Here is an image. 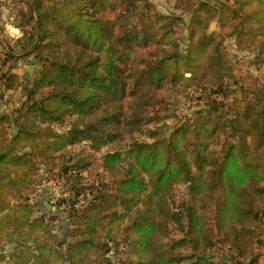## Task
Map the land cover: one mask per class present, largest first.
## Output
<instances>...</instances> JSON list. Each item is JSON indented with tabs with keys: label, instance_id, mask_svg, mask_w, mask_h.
Here are the masks:
<instances>
[{
	"label": "trees",
	"instance_id": "obj_1",
	"mask_svg": "<svg viewBox=\"0 0 264 264\" xmlns=\"http://www.w3.org/2000/svg\"><path fill=\"white\" fill-rule=\"evenodd\" d=\"M1 6L20 34L8 43L0 11V100L25 99L0 106V264H259L264 82H233L231 102L223 43H257L264 0H175L165 13L149 0ZM29 56L38 68L23 81L13 69ZM175 87L195 107L167 130L153 111ZM40 165L64 186L59 231L33 202Z\"/></svg>",
	"mask_w": 264,
	"mask_h": 264
},
{
	"label": "rangeland",
	"instance_id": "obj_2",
	"mask_svg": "<svg viewBox=\"0 0 264 264\" xmlns=\"http://www.w3.org/2000/svg\"><path fill=\"white\" fill-rule=\"evenodd\" d=\"M149 1L154 4L158 11L165 13L171 12L173 10V2L175 0ZM1 4H4V2H1ZM0 11L2 20L5 23L2 24L5 26L4 34L8 36V40H10L11 37L16 38L20 34V32L9 24L11 18L9 16L14 13L11 12L12 10H9L8 8L2 6L0 7ZM210 30L219 32V29L215 25V23H212L210 25ZM257 40V43L241 47H236L233 43V40L229 37L225 38L224 40L223 44L227 48V54L231 63L232 70L229 80V83L231 85V90L229 92L231 102L241 99L238 85L242 88H251L255 84V79L257 80L256 84L262 85L264 82V71H260L259 69H257L258 67H262V70H264V35L260 36ZM9 42L11 44V40L8 41V43ZM36 62L37 59L35 57L29 56L16 62V67L13 69V71L19 74V76L24 81L26 78L32 77L36 72L38 68ZM233 82H237L238 85H234ZM193 96V90L189 87H175L162 92L160 94V97L163 101L160 102L157 111H153L159 118L157 124L168 130V128H171V126H173L176 120L183 116L190 115L195 107V100L193 99ZM24 99L25 93L23 92V90L17 89L5 94L0 100V106L6 105V107H8V111L13 112L16 108L19 107L20 103ZM153 126V124H150L148 125V128H152ZM134 137L143 139L145 138V135L135 134ZM126 142H128V140H121L110 148L114 149L123 147ZM43 168L44 167L40 165V171L36 177L38 184L35 187L33 202L37 204L36 208L39 207L43 211L59 215V219L52 223L59 231V226H61L62 224H66V215L63 211L56 208L55 202L56 200L64 196V186L62 182L58 180V178L54 176L48 177L44 173ZM172 191V194L174 196H179L183 192V186H175V189H173ZM262 238H264V233ZM1 248L5 251H8L10 247L0 244V249ZM252 249V252L261 253L262 255L264 254V244L258 248L254 246ZM215 258H217V256ZM249 259V257L244 258L243 263L248 264V262L250 261ZM222 264L229 263L223 262ZM259 264H264V256L259 260Z\"/></svg>",
	"mask_w": 264,
	"mask_h": 264
}]
</instances>
